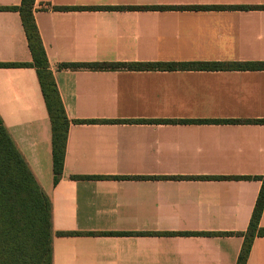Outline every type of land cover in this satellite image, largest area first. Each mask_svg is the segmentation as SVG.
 I'll list each match as a JSON object with an SVG mask.
<instances>
[{
  "label": "crops",
  "instance_id": "0c3cea01",
  "mask_svg": "<svg viewBox=\"0 0 264 264\" xmlns=\"http://www.w3.org/2000/svg\"><path fill=\"white\" fill-rule=\"evenodd\" d=\"M33 17L71 122L56 183L34 68L0 67V120L50 202L51 264H235L261 182L203 177L264 173V124L224 122L264 119V70L58 65L264 61V0H35ZM30 61L0 9V63Z\"/></svg>",
  "mask_w": 264,
  "mask_h": 264
},
{
  "label": "trees",
  "instance_id": "16d2710c",
  "mask_svg": "<svg viewBox=\"0 0 264 264\" xmlns=\"http://www.w3.org/2000/svg\"><path fill=\"white\" fill-rule=\"evenodd\" d=\"M34 3L35 0H21L17 6L0 8L18 12L27 40L28 49L31 54L30 62L0 63V67H32L36 71L40 90L50 121L52 173L53 182L56 183L63 170L66 134L71 122L66 117L52 71L49 68L48 59L39 36L37 26L34 22ZM62 8L67 9L68 7ZM58 68L89 70H168L177 68L202 70H264V61H201L179 63L69 62L60 63ZM73 122L114 123L124 121L75 120ZM125 122L145 121L132 120ZM224 122L264 124V119L226 120ZM72 178L90 179L103 177L72 176ZM203 178L254 179L261 182L248 226L244 232H236L237 235L242 236L243 240L235 264H245L254 238L257 236H264V227L259 226L260 216L264 207V173L258 176H207ZM51 234L50 202L36 183L32 173L14 146L0 120V264H51ZM196 234L231 235L232 232Z\"/></svg>",
  "mask_w": 264,
  "mask_h": 264
}]
</instances>
